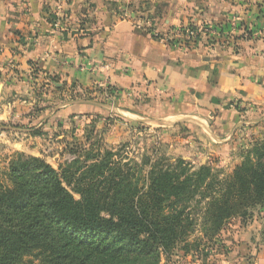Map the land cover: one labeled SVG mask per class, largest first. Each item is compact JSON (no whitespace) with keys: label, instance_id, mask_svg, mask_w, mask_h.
I'll use <instances>...</instances> for the list:
<instances>
[{"label":"crops","instance_id":"obj_1","mask_svg":"<svg viewBox=\"0 0 264 264\" xmlns=\"http://www.w3.org/2000/svg\"><path fill=\"white\" fill-rule=\"evenodd\" d=\"M258 4L0 0V121L28 124L20 130L27 136L22 148L40 158L38 133L104 109L94 99L100 94L110 101L116 89L144 86L160 109L164 97L221 133L253 125L264 114V8ZM121 8L134 19L146 15L149 31L159 35L187 24L201 32L190 49L173 48L120 18Z\"/></svg>","mask_w":264,"mask_h":264},{"label":"trees","instance_id":"obj_2","mask_svg":"<svg viewBox=\"0 0 264 264\" xmlns=\"http://www.w3.org/2000/svg\"><path fill=\"white\" fill-rule=\"evenodd\" d=\"M114 155L58 170L39 158L11 160L0 179V264H156L187 242L196 216L203 238L215 240L226 222L264 205V143L224 178L180 159L143 175L147 161ZM202 202L199 216L193 206Z\"/></svg>","mask_w":264,"mask_h":264},{"label":"rangeland","instance_id":"obj_3","mask_svg":"<svg viewBox=\"0 0 264 264\" xmlns=\"http://www.w3.org/2000/svg\"><path fill=\"white\" fill-rule=\"evenodd\" d=\"M259 2L264 8V0ZM123 11L121 8L120 12ZM127 13L134 24L148 22L150 28L146 15H135L134 19L130 11ZM130 90L116 89L115 95H111L115 98L110 101L100 94L94 99L97 104L107 106L104 109L63 119L54 131L38 133L36 141L40 145L36 147L42 155L40 158L22 148L21 142L27 136L20 130L29 128L28 124L0 121V179L17 155H22L24 160L39 158L58 170V166L77 160L89 164L104 150L115 154V162L141 166L147 161L141 167L143 175L161 159L169 164L180 159L194 170L207 165L213 174L224 178L232 174L257 143H264V114L253 125H241L231 134L221 133L218 128L210 129L206 123L172 108L164 97L160 109V102L144 86ZM203 204L193 206L196 214ZM195 219L187 242L161 252L156 264H264V205L251 209L246 217L226 222L215 240L203 238L201 217ZM20 264L39 262L26 257Z\"/></svg>","mask_w":264,"mask_h":264},{"label":"built area","instance_id":"obj_4","mask_svg":"<svg viewBox=\"0 0 264 264\" xmlns=\"http://www.w3.org/2000/svg\"><path fill=\"white\" fill-rule=\"evenodd\" d=\"M120 18L130 20V15L127 13V9L121 13ZM135 25L139 29L149 32L154 38L158 39L160 43L182 50L190 49L196 43L201 32L197 28L187 24L159 35L149 31L147 28L148 22Z\"/></svg>","mask_w":264,"mask_h":264}]
</instances>
